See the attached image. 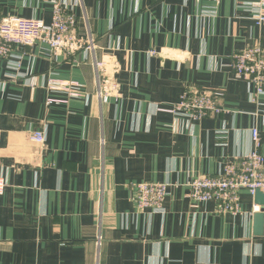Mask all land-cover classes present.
Masks as SVG:
<instances>
[{"label": "crops", "instance_id": "obj_1", "mask_svg": "<svg viewBox=\"0 0 264 264\" xmlns=\"http://www.w3.org/2000/svg\"><path fill=\"white\" fill-rule=\"evenodd\" d=\"M55 3L96 47L73 57L35 44L0 60V264H264L255 197L243 191L242 214L219 215L188 187L249 155L254 128L264 155V95L254 102L230 68L235 53L264 48L255 22L264 10L237 0H0V13L48 26ZM102 61L114 96H100ZM187 88L223 93L226 113L194 122L163 111ZM142 182L168 185L162 211L138 210L129 185Z\"/></svg>", "mask_w": 264, "mask_h": 264}, {"label": "built area", "instance_id": "obj_2", "mask_svg": "<svg viewBox=\"0 0 264 264\" xmlns=\"http://www.w3.org/2000/svg\"><path fill=\"white\" fill-rule=\"evenodd\" d=\"M264 10V0H237ZM256 25H264V12L256 17ZM77 18L67 9L65 4L55 3L50 25L37 19H25L3 16L0 13V60L8 59L17 47L30 48L42 44L54 55L66 53L76 56L80 52L95 50V40L92 37L82 38L77 33ZM156 55L157 52L152 51ZM99 79L100 96L116 95L118 84L108 72L106 62L95 64ZM230 68L237 78L248 81L254 89L252 100L264 95V48L253 46L235 53L231 59ZM50 89L70 91V85L65 86L58 80H50ZM75 96V94L71 93ZM225 95L221 92H207L199 88H187L178 104L170 110L171 114H181L194 122L207 117L225 114L223 102ZM253 151L235 162L225 166L224 172L217 176H198L188 184L189 196L193 202H213L219 215L242 214L241 192L247 191L255 197L258 191L264 193V155L261 153V137L259 130L251 132ZM31 141L44 144L45 137L40 132L31 134ZM6 183L0 177V196L5 193ZM132 198L138 210L162 211L168 194V185L158 182H142L129 185Z\"/></svg>", "mask_w": 264, "mask_h": 264}, {"label": "water", "instance_id": "obj_3", "mask_svg": "<svg viewBox=\"0 0 264 264\" xmlns=\"http://www.w3.org/2000/svg\"><path fill=\"white\" fill-rule=\"evenodd\" d=\"M255 200L261 206V212L254 216V235L256 237L264 236V193L258 191Z\"/></svg>", "mask_w": 264, "mask_h": 264}]
</instances>
